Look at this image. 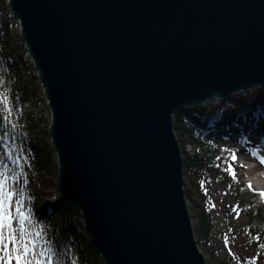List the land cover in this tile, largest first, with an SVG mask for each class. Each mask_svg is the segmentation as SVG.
Listing matches in <instances>:
<instances>
[{"label": "water", "instance_id": "water-1", "mask_svg": "<svg viewBox=\"0 0 264 264\" xmlns=\"http://www.w3.org/2000/svg\"><path fill=\"white\" fill-rule=\"evenodd\" d=\"M63 202L104 264H207L173 115L264 85V0H8Z\"/></svg>", "mask_w": 264, "mask_h": 264}, {"label": "rangeland", "instance_id": "rangeland-1", "mask_svg": "<svg viewBox=\"0 0 264 264\" xmlns=\"http://www.w3.org/2000/svg\"><path fill=\"white\" fill-rule=\"evenodd\" d=\"M4 22H7L9 28L8 35L10 38L8 40L16 44L18 53L25 55L26 62L32 65L31 69L27 68V70L25 69V71L21 73V78L24 81L32 83L31 73L34 72V74H36L35 68L31 57L27 53L25 43L20 38L19 22L11 16L8 0H0V49L6 46L8 42L7 37L2 34ZM3 69L4 65L0 55V77L3 74ZM34 84L40 85L39 81ZM4 92V85H2L0 78V106H2V101H4L5 98L6 103L10 102L9 96L6 95V93L4 94ZM213 100L217 101L219 99H210L192 107L208 104L211 101V103H215ZM17 102V108L13 107L11 103H8L5 105L4 109L9 114H12V116H15V118L17 117L18 122H25L28 114L35 111L36 121H41V124H43L44 120L42 118H44L48 120L50 126L51 113L45 98L44 103L40 105L37 104L36 96L35 105L32 99H24L22 102L18 100ZM184 109L181 111L182 113H185ZM233 118L234 112L232 108L226 109L222 112L221 119L209 125L206 132L201 134L198 140L203 144L210 143L224 148L228 156L227 169L229 165H231L232 169L235 171V176L240 178L249 187L250 183L246 182L243 179V175L236 169L232 160V154L237 153V150L240 149L244 153L241 156L246 157V154H249L252 163H260V157L264 152V122L263 118H259V124L251 128L244 127V130L240 131L230 125V121ZM173 121H175L179 127L180 132L184 134L183 137L186 141L184 150L179 145L183 162V187L187 188L192 193L199 207L193 206L191 202L187 200L194 237L206 263L219 264L223 260H227L232 262V264H264V259L257 255V251L251 246L250 238L246 237L244 234L243 229L246 217L241 205L231 198L230 194L219 184L209 181L200 169L193 168L190 171L185 169L186 160L194 154L196 145L194 141L195 137L191 136L186 130L189 120H185L182 116L175 119L173 115ZM198 121L199 123H195L196 127L200 126V120ZM260 125L261 129L259 130L257 128ZM28 144L31 145V139L25 144L24 139L18 137L15 148H13V153H15L14 157L6 160L4 163L2 160L4 152L0 147V165H7V170L4 171V175L9 178L7 187L9 189H13L14 187L23 189V204L20 207L25 215L30 217L29 220L24 223V229L26 235L34 239L37 256L42 264H47L46 256L39 257V253L45 250L46 241L52 245V252L54 253L52 264H57L58 259L59 264H74L65 257L60 256V250L56 240V234L59 229L58 221L56 216L50 215L48 207L49 202L54 198L52 187L50 186L49 179H45L44 182L38 181L40 175L37 174L38 164L36 163V155L34 149ZM198 152L200 155L203 153L201 148L198 149ZM253 153H256V155H253ZM256 158L258 162L255 160ZM17 160L18 163H14V161ZM17 177L19 179H17ZM0 178L3 177L0 176ZM25 180H27L26 184L24 183ZM249 188L259 194H261L260 192L264 193V190L256 189L252 185ZM18 198L19 197L15 195L13 196V200ZM228 208L233 209V216L227 213ZM198 214H203L208 218L210 227L213 230L211 237L207 239H199L198 235L195 234V227L198 224ZM13 226L18 228V222L14 221ZM37 232L41 233V235L36 236ZM17 234L19 235V232ZM225 241H227V243Z\"/></svg>", "mask_w": 264, "mask_h": 264}, {"label": "trees", "instance_id": "trees-1", "mask_svg": "<svg viewBox=\"0 0 264 264\" xmlns=\"http://www.w3.org/2000/svg\"><path fill=\"white\" fill-rule=\"evenodd\" d=\"M8 31V24L4 22L2 34L7 37V40L10 38ZM0 55L4 65L3 74L0 77L1 83L4 85V94L6 93L10 98V102L6 103L4 99L2 106H0V147L4 152L3 163L14 157L13 148H15L18 137H22L25 144L31 139V145H28L34 149L36 155L37 174L40 175L38 181L44 182L45 179H49L53 191L54 198L49 202L48 207L50 215L56 216L58 221L59 229L56 240L60 256L74 264H103V260L84 229L79 211L65 204L60 198L57 187V163L48 133V120L42 118L43 124L41 121L37 122L34 111L28 114L25 122H18L17 117L15 118L4 109L8 103L17 108V101L22 102L24 99H32L35 105V96L37 104L44 103V95L40 85L34 84L38 81L37 75L34 72L31 73L33 88L31 82L21 78V73L27 68L31 69L32 65L26 62L25 55L18 53V48L13 42L8 40L6 46L0 49ZM214 102L197 107L189 106L184 109L185 113L180 111L174 114L175 119L182 116L185 120H189L186 130L195 137L194 154L186 160L185 169L187 171L193 168L200 169L209 181L219 184L230 194L231 198L241 205L246 217L244 234L250 238L251 246L257 251V255L264 259L263 192L259 194L249 188L237 176L233 178L232 172L227 169L228 156L224 148L210 143L203 144L198 140L201 134L206 132L209 125L221 119L222 112L228 108H232L234 112V118L231 119L230 125L240 131L244 130V127L251 128L259 124V118H263L264 122V85L232 93L227 98ZM198 120H200V126L196 127L195 123H199ZM173 131L177 136L179 145L184 150L186 143L184 134L180 132L175 121H173ZM199 148L202 149V155L198 152ZM183 191L186 200L198 207L192 193L185 187H183ZM212 233L213 230L208 218L203 214H198L195 234L198 235L199 239H207L211 237ZM219 264H232V262L223 260Z\"/></svg>", "mask_w": 264, "mask_h": 264}, {"label": "snow or ice", "instance_id": "snow-or-ice-1", "mask_svg": "<svg viewBox=\"0 0 264 264\" xmlns=\"http://www.w3.org/2000/svg\"><path fill=\"white\" fill-rule=\"evenodd\" d=\"M6 101V98H5ZM256 155V153H253ZM237 159L235 153L232 154V160ZM14 163H18L14 161ZM260 163L264 164V156L260 157ZM7 165H0V264H42L37 256L36 245L34 239L26 235L24 223L29 220V216L21 210L23 204V189L7 187L8 177L4 175ZM235 178V171L231 165L228 168ZM17 179H19L17 177ZM27 183V180L24 181ZM249 187L251 185L249 184ZM19 197L13 200V196ZM264 195V193H262ZM17 221L19 227L15 228L13 222ZM19 232V235L17 234ZM41 233L37 232L36 236ZM227 243V241H225ZM52 245L46 241L45 250L39 253V257H47V264L53 261ZM59 264V259L57 260Z\"/></svg>", "mask_w": 264, "mask_h": 264}, {"label": "bare ground", "instance_id": "bare-ground-1", "mask_svg": "<svg viewBox=\"0 0 264 264\" xmlns=\"http://www.w3.org/2000/svg\"><path fill=\"white\" fill-rule=\"evenodd\" d=\"M212 99H217V98H212ZM261 125L257 129L260 130ZM243 154L244 153L240 149H238L237 153H235L237 159L233 161V163L236 166V169L243 175V179L246 182L250 183L256 189L264 190V164L261 163L254 164L251 162L252 160L249 154H246L247 155L246 157L241 156ZM261 156H264V152L262 153ZM255 160L258 162L257 158ZM227 213L230 216L234 215L233 209L231 208H228Z\"/></svg>", "mask_w": 264, "mask_h": 264}]
</instances>
